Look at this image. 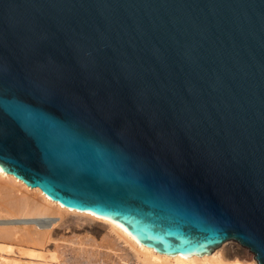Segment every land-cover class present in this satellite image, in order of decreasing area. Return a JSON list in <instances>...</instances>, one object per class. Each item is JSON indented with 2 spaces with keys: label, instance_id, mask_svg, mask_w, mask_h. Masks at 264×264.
<instances>
[{
  "label": "water",
  "instance_id": "water-1",
  "mask_svg": "<svg viewBox=\"0 0 264 264\" xmlns=\"http://www.w3.org/2000/svg\"><path fill=\"white\" fill-rule=\"evenodd\" d=\"M0 171L155 251L264 264V0H0Z\"/></svg>",
  "mask_w": 264,
  "mask_h": 264
},
{
  "label": "bare ground",
  "instance_id": "bare-ground-1",
  "mask_svg": "<svg viewBox=\"0 0 264 264\" xmlns=\"http://www.w3.org/2000/svg\"><path fill=\"white\" fill-rule=\"evenodd\" d=\"M0 264L258 263L248 247L233 239L200 256L155 251L117 222L65 208L0 171Z\"/></svg>",
  "mask_w": 264,
  "mask_h": 264
},
{
  "label": "rangeland",
  "instance_id": "rangeland-1",
  "mask_svg": "<svg viewBox=\"0 0 264 264\" xmlns=\"http://www.w3.org/2000/svg\"><path fill=\"white\" fill-rule=\"evenodd\" d=\"M46 220V219H45ZM48 220V219H47Z\"/></svg>",
  "mask_w": 264,
  "mask_h": 264
}]
</instances>
